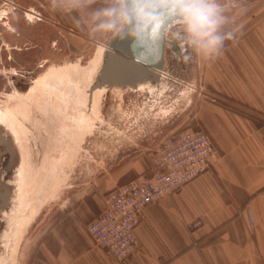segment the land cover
Listing matches in <instances>:
<instances>
[{
	"label": "rangeland",
	"instance_id": "rangeland-1",
	"mask_svg": "<svg viewBox=\"0 0 264 264\" xmlns=\"http://www.w3.org/2000/svg\"><path fill=\"white\" fill-rule=\"evenodd\" d=\"M221 2L230 20L225 31L233 29L235 11L264 8V0ZM98 6L99 0L93 7ZM175 26L168 31L169 39H176L172 35ZM113 38L90 36L72 17L53 11L51 0H0V114L8 110L15 115L21 136L16 139L4 131L9 147L1 160L0 180L7 185L20 168L27 170L29 180L28 196L11 186L8 202L0 208L2 264H29L39 235L60 216L67 188L135 148L136 140L128 139L127 126L138 115L149 109L170 110L162 120L151 113L149 119L159 124L146 132L149 136L166 126L169 134L165 138L200 127L195 116L203 98L201 58L178 39V49L165 51L166 77L153 90L90 91L85 86L82 92L90 99L86 96L82 120L63 109L57 91L42 83L46 79L53 82L58 75L80 81ZM77 125L81 128L75 129ZM141 135L133 136L138 140Z\"/></svg>",
	"mask_w": 264,
	"mask_h": 264
},
{
	"label": "crops",
	"instance_id": "crops-1",
	"mask_svg": "<svg viewBox=\"0 0 264 264\" xmlns=\"http://www.w3.org/2000/svg\"><path fill=\"white\" fill-rule=\"evenodd\" d=\"M232 30L235 38L218 56L201 58L195 116L196 130L209 135L220 158L142 212L138 247L125 264H264V8L235 11ZM167 112L138 115L127 126L135 148L67 188L60 216L39 235L29 264H120L85 226L101 214L106 193L150 173L152 152L169 133L166 126L149 136L159 124L149 117L162 120ZM196 220L200 226L189 231Z\"/></svg>",
	"mask_w": 264,
	"mask_h": 264
},
{
	"label": "built area",
	"instance_id": "built-area-1",
	"mask_svg": "<svg viewBox=\"0 0 264 264\" xmlns=\"http://www.w3.org/2000/svg\"><path fill=\"white\" fill-rule=\"evenodd\" d=\"M219 158L209 135L202 130L188 129L171 135L155 148L148 175L104 195L103 210L85 226L86 233L96 246L125 264L138 247L135 231L142 212L210 171ZM200 224L196 220L188 230Z\"/></svg>",
	"mask_w": 264,
	"mask_h": 264
},
{
	"label": "clouds",
	"instance_id": "clouds-1",
	"mask_svg": "<svg viewBox=\"0 0 264 264\" xmlns=\"http://www.w3.org/2000/svg\"><path fill=\"white\" fill-rule=\"evenodd\" d=\"M51 0L53 11L72 17L92 37L140 39L162 21L175 20L172 32L195 56H218L235 31L221 0ZM78 13L73 16V13Z\"/></svg>",
	"mask_w": 264,
	"mask_h": 264
},
{
	"label": "water",
	"instance_id": "water-1",
	"mask_svg": "<svg viewBox=\"0 0 264 264\" xmlns=\"http://www.w3.org/2000/svg\"><path fill=\"white\" fill-rule=\"evenodd\" d=\"M175 20L162 21L140 39L114 37L103 53L90 91L99 89H119L137 91V87L147 81L157 85L165 75L166 49H178L176 39H167L166 34ZM168 46V47H167ZM164 73V75H160ZM158 82V83H157ZM0 128V164L9 147L5 129ZM10 187L0 180V208L9 199Z\"/></svg>",
	"mask_w": 264,
	"mask_h": 264
},
{
	"label": "bare ground",
	"instance_id": "bare-ground-1",
	"mask_svg": "<svg viewBox=\"0 0 264 264\" xmlns=\"http://www.w3.org/2000/svg\"><path fill=\"white\" fill-rule=\"evenodd\" d=\"M6 1L4 2L5 4H7ZM10 4V2H9ZM32 19V18H31ZM177 23V22H176ZM176 23H174L172 26H175ZM166 38L169 40L168 38V32L166 34ZM170 41V40H169ZM182 45V44H181ZM100 58L97 60V64H95L92 69L89 70L88 74L85 75L80 81L79 80H73L72 78H66L65 75L63 76H56L53 80V82H48V80L46 79L42 85L46 86V87H51V91H53V88L57 91V98L59 100V102L62 104L63 109L65 111H68L70 113V115L72 114L73 116H76L78 119L80 118L82 120L81 115V111L84 109L85 103H86V96H88L87 94H84L82 92V88L87 86V88L90 89L94 78H95V73L96 71H98V68L100 66L101 63V58L103 57V54L99 55ZM166 63V62H165ZM160 75H164V73L160 74ZM165 76V75H164ZM166 77V76H165ZM164 77V78H165ZM169 77V76H168ZM158 83V82H157ZM168 84V83H167ZM175 85V84H174ZM149 89V90H153L154 88H156V84L151 83L150 81H147L143 84H140L137 89ZM188 88L190 89H194L193 86H188ZM187 89V88H186ZM99 90H104V89H99ZM179 90V89H178ZM190 91V90H189ZM194 91V90H193ZM128 92V91H127ZM173 92V91H171ZM135 93V92H134ZM144 93V92H143ZM154 93V92H153ZM82 94V95H81ZM138 94V92H137ZM149 94V93H148ZM144 95V94H143ZM90 99V96H88ZM188 98V97H187ZM189 99V98H188ZM189 103V102H188ZM74 110V111H72ZM77 110V111H76ZM79 119V120H80ZM78 123V121H77ZM7 125V127H6ZM0 128H4L5 130H7V132L9 131L11 134L14 135V137H16V139H18L17 137H21L20 133L18 132V129L20 128V124L19 121L16 120L15 115L12 114V112H8V110L3 111L0 114ZM2 129V131L4 130ZM12 138V137H11ZM14 140V139H13ZM15 141V140H14ZM22 167V166H21ZM18 170V169H17ZM17 174V173H16ZM27 170L24 168H20L18 171L17 176L15 177V179L13 181H11L10 183H7V185L9 187L14 186L17 191L21 194L24 195L25 197L28 196V187H29V180L27 177ZM41 189V188H40ZM30 194V193H29ZM17 195V194H16ZM14 200V199H13ZM23 200V199H22ZM16 202V201H15ZM12 205V204H11ZM10 205V206H11ZM14 205V204H13ZM16 205V204H15ZM18 208V207H17ZM10 216V215H9ZM12 216V215H11ZM2 221V220H1ZM7 227H8V222H7ZM4 232V231H3ZM8 233V232H7ZM4 235V234H3ZM3 239V238H2ZM5 240V239H4ZM1 246V245H0ZM5 248V247H4ZM3 248V249H4ZM6 251V250H5ZM8 252V251H7ZM15 253V252H14ZM8 255V254H7ZM2 260L0 261V264H2ZM4 264V263H3Z\"/></svg>",
	"mask_w": 264,
	"mask_h": 264
},
{
	"label": "flooded vegetation",
	"instance_id": "flooded-vegetation-1",
	"mask_svg": "<svg viewBox=\"0 0 264 264\" xmlns=\"http://www.w3.org/2000/svg\"><path fill=\"white\" fill-rule=\"evenodd\" d=\"M28 11H30V10H28ZM31 12H34V11H31ZM34 13H36V12H34ZM37 14V19H38V21H41L42 19V16L39 14V13H36ZM82 95V94H81ZM81 120V119H80ZM78 128H81V126H79V125H77V127L75 126V129H78Z\"/></svg>",
	"mask_w": 264,
	"mask_h": 264
}]
</instances>
